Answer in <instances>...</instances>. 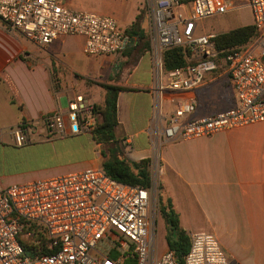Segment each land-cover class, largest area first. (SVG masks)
Returning a JSON list of instances; mask_svg holds the SVG:
<instances>
[{"label": "built area", "instance_id": "built-area-1", "mask_svg": "<svg viewBox=\"0 0 264 264\" xmlns=\"http://www.w3.org/2000/svg\"><path fill=\"white\" fill-rule=\"evenodd\" d=\"M68 0H0V21L38 46L60 36H82L90 57L119 54L135 43L114 17L75 11ZM150 39L155 94H169L171 112L157 135L165 143L210 138L264 123V0H247L257 37L231 53L219 52L214 36L198 34L205 19L239 10L226 0H143ZM188 50L187 64L164 68L163 55ZM221 77L229 79L235 104L193 117L196 91ZM98 123L94 106L83 96L69 102L67 116L58 110L46 118L49 134H92ZM67 129L69 131H67ZM153 132V128L149 133ZM16 146L28 142L24 125L12 131ZM152 188L126 185L103 168L0 185V264H179L167 250L159 254ZM41 236L26 254L20 241ZM184 264H231L217 238L207 232L189 235Z\"/></svg>", "mask_w": 264, "mask_h": 264}, {"label": "crops", "instance_id": "crops-1", "mask_svg": "<svg viewBox=\"0 0 264 264\" xmlns=\"http://www.w3.org/2000/svg\"><path fill=\"white\" fill-rule=\"evenodd\" d=\"M226 1L249 10L253 24L247 0ZM140 9L144 10L143 0H135L121 14L120 23L116 20L119 27L128 30ZM142 30L148 36L144 26ZM131 36L135 43L123 52L90 57L84 53L82 36H60L50 45L38 46L11 33L0 21V147L15 151V164L30 165L11 173L0 185L103 168L113 155L131 163L149 159L151 173L157 162L160 165L161 183L185 232L213 234L231 264H256V256L264 254V123L210 138L165 143L157 132L172 110L170 96L155 94L151 46L146 50L139 36ZM105 86L121 88L114 140L100 144L92 134H49L47 116L58 110L67 116L69 102L77 96L103 108ZM196 95L193 117L225 111L235 104L227 77L199 88ZM21 125L28 130V142L18 147L12 131ZM54 158L59 161L53 163ZM167 250L166 242L158 253Z\"/></svg>", "mask_w": 264, "mask_h": 264}, {"label": "trees", "instance_id": "trees-1", "mask_svg": "<svg viewBox=\"0 0 264 264\" xmlns=\"http://www.w3.org/2000/svg\"><path fill=\"white\" fill-rule=\"evenodd\" d=\"M129 35L139 36V40L145 43V49H150L148 36L142 30V16L139 15L133 24L126 30ZM257 37L256 29L253 25L237 27L228 33L216 35L213 40L219 52L231 53L237 48L244 46ZM188 50L185 48H175L168 50L163 55L164 68L166 71H173L187 64ZM107 90L106 103L103 108L94 106L95 114L102 117L98 121L96 128L92 132L93 139L100 144H108L114 140V130L118 125L117 120V94L121 88L105 86ZM152 161L149 159L131 163L113 155L103 163L104 171L114 180L131 186L148 189L152 185L151 167ZM161 214L166 229V242L168 249L173 251L179 264H184V257L190 250L191 239L180 224L179 216L174 208L171 198L160 200ZM21 243L25 246L26 254L30 255L31 248L37 242L44 243L41 236L27 238L24 234L20 236Z\"/></svg>", "mask_w": 264, "mask_h": 264}, {"label": "rangeland", "instance_id": "rangeland-1", "mask_svg": "<svg viewBox=\"0 0 264 264\" xmlns=\"http://www.w3.org/2000/svg\"><path fill=\"white\" fill-rule=\"evenodd\" d=\"M135 0H71L67 3V7L75 11H91L101 15L113 16L116 20L121 21V14L130 8ZM140 15L142 16V26L147 29V19L145 18V11L140 9ZM120 23V22H119ZM122 24V23H121ZM251 24V15L249 10H235L226 14L218 15L212 18L205 19L199 23L198 31L203 35L216 36L229 31ZM225 91L227 95L231 97L229 85L224 82ZM65 101V99H64ZM101 119V117H99ZM99 119V122H100ZM263 124V123H262ZM253 125H249L243 128H251ZM185 142V141H183ZM15 151L12 149H3L0 147V183L4 184L8 181L9 175L20 169H27L30 165L28 163L15 164L13 158ZM80 155L73 156L72 158H78ZM59 159H53L52 162L56 163ZM151 173L152 185L151 188L154 192V218L158 228V245L159 252H162L166 248V229L163 224L164 220L160 211V200L161 198H170L164 191V186L161 183L160 176V165ZM3 187H6L5 185ZM188 234V233H187ZM189 233L188 235H190ZM256 264H264V254L256 256Z\"/></svg>", "mask_w": 264, "mask_h": 264}]
</instances>
